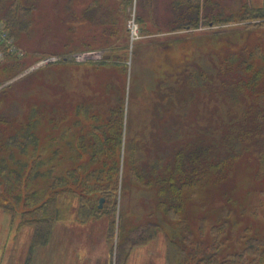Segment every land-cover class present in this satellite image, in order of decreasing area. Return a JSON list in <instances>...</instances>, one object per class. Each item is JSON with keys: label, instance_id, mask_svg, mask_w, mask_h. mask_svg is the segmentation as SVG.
<instances>
[{"label": "rangeland", "instance_id": "374dc122", "mask_svg": "<svg viewBox=\"0 0 264 264\" xmlns=\"http://www.w3.org/2000/svg\"><path fill=\"white\" fill-rule=\"evenodd\" d=\"M173 1L21 0L26 30L12 37L0 20L12 43L8 51L20 65L15 73L2 71L5 55L0 51V117L9 121L0 123V139L24 124L36 107L45 119L42 142L49 137L52 152L62 148L55 165L66 170L73 165L70 146L79 135L109 124L112 110L122 107L116 217L80 224L73 214L55 227L88 226L104 231L107 240L114 223L113 239L106 242L117 245L121 218L131 227L153 215L172 234V226L155 213L156 186L136 181L134 175L137 169L162 173L183 151L190 174H206L184 189L188 226L201 228L210 244L216 234L227 239L230 231L240 249L245 246L238 240L243 226L264 236V29L254 26L259 20L233 15L243 7L263 8L264 0L201 1L199 25L178 30L171 21ZM192 9L195 18L196 6ZM221 12L224 18L209 24ZM230 16L235 20L224 21ZM134 20L139 28L135 40L129 31ZM85 136L89 144L93 136ZM113 151L107 154L110 163ZM227 158L226 165L211 170L212 163ZM76 208L74 200L73 213ZM222 218L233 221V229L214 233L210 225ZM28 229L34 227L22 226L18 239L29 246ZM5 231L0 220V243L6 241ZM176 235L181 240L183 233ZM149 243L154 248L146 250L154 253L151 264H160L162 247L168 244L165 234Z\"/></svg>", "mask_w": 264, "mask_h": 264}, {"label": "trees", "instance_id": "16d2710c", "mask_svg": "<svg viewBox=\"0 0 264 264\" xmlns=\"http://www.w3.org/2000/svg\"><path fill=\"white\" fill-rule=\"evenodd\" d=\"M201 1L204 0L173 1L175 16L171 21L172 26L174 24L177 26L174 29L192 28L199 25ZM21 3V0H0V8L2 7L0 20L3 21L2 23L5 24V28L12 37L15 31H24L28 26L23 19L27 11ZM195 6L197 11H195L196 17L194 18L191 17V13L194 9L192 7ZM233 16H238L242 21L259 20L260 23L254 26L264 29V7L255 10L243 7L238 14ZM222 18H224L223 12L214 14L209 24L214 25ZM231 20L234 21L235 18L230 16L224 21L232 22ZM1 50L5 55L2 71L8 74L17 72L20 69L19 58L8 51L11 50L10 45L0 42ZM258 75L261 76V74ZM117 108L112 110L115 113L114 119L110 118L107 124L110 132L106 129L107 125L98 126L91 129V132H87L93 136L89 144L85 136L87 133L83 132L76 139L75 145L70 146L73 143H67L71 148L70 160L73 165L66 170H61L58 165H55L62 148L57 147L52 152L53 144L48 140L49 137L46 142H42L40 129L45 119L40 116L41 113L36 107L30 109L29 117L24 124L14 126L11 133L0 139V207L10 213L14 220L21 213L19 227L26 225L34 227L30 255L26 264H32V254L35 248L45 246L50 242L55 225L58 222L68 221L67 218L71 215L74 214L76 222L80 224L88 223L103 215L113 219L116 217L114 199L119 187V149L123 144L124 136V124L122 115L120 116L122 107L119 110ZM260 114L264 120V112ZM106 120L108 121V118ZM4 122L9 121L5 117H0V123ZM111 130L114 131L113 135ZM127 147L131 156V146ZM111 148H114L115 152ZM111 151H113V154L111 153L113 161L110 163L108 159L110 156L107 154ZM229 160L227 158L212 163L210 168L211 170L219 169ZM186 164V158L181 151L174 160L169 162L162 173L155 171L145 173L137 169L138 173L134 175L136 181H145L148 185L156 186L158 210H155V213L172 226L173 232L170 234L161 222L151 219L153 215L146 221L131 225V227H127L124 219L120 217L115 264H127L130 253L135 247L148 244L160 232L165 234L168 243L167 264H261L264 257V236L255 235L252 226L241 228L244 231L238 240L245 241V246L240 249H237L238 241L233 240L232 242L230 231L227 239H221L216 234L213 243L210 244L201 235V228L197 230L196 225L194 229L188 226L190 212L184 189L201 182L206 174L198 172V175L192 176ZM102 198L105 202L103 208L99 209ZM74 200L77 201V208L73 213ZM226 208L228 212H231L227 204ZM222 220L224 218L210 225L214 233L217 232L216 229L223 233L227 226L233 229L231 227L233 221L222 222ZM235 222L239 223V220ZM115 231V225L112 223L108 230L107 240L113 239ZM177 232L181 235L183 233L181 240L180 237L177 238ZM132 234L135 235L134 239H131Z\"/></svg>", "mask_w": 264, "mask_h": 264}, {"label": "crops", "instance_id": "0c3cea01", "mask_svg": "<svg viewBox=\"0 0 264 264\" xmlns=\"http://www.w3.org/2000/svg\"><path fill=\"white\" fill-rule=\"evenodd\" d=\"M0 220L6 225V231L2 232L6 241L0 243V264H26L34 230L27 231L30 237L28 246L25 244L26 240L22 244L18 239L22 232L19 222L16 227V220L1 207ZM103 232L88 226L55 227L50 242L35 248L32 264H115L117 247L106 242V235ZM96 236L100 237L96 238ZM151 245L149 243L135 247L130 253L127 264H151L154 253L146 251L148 248L153 251ZM166 251L167 249L162 247L160 264H167Z\"/></svg>", "mask_w": 264, "mask_h": 264}, {"label": "built area", "instance_id": "2783aa9c", "mask_svg": "<svg viewBox=\"0 0 264 264\" xmlns=\"http://www.w3.org/2000/svg\"><path fill=\"white\" fill-rule=\"evenodd\" d=\"M129 31L131 34L132 39H138L139 38V28L136 25L135 20L134 21H130L129 23ZM0 41H6L8 42V45L12 46L10 40H8L7 38V32L3 26V24L0 23Z\"/></svg>", "mask_w": 264, "mask_h": 264}, {"label": "water", "instance_id": "95a60500", "mask_svg": "<svg viewBox=\"0 0 264 264\" xmlns=\"http://www.w3.org/2000/svg\"><path fill=\"white\" fill-rule=\"evenodd\" d=\"M105 200L102 198L99 203V208L102 209L104 205Z\"/></svg>", "mask_w": 264, "mask_h": 264}]
</instances>
